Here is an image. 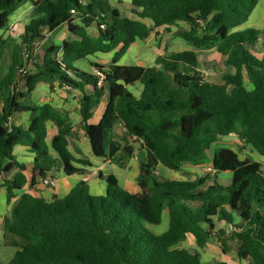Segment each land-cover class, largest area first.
<instances>
[{"label": "trees", "instance_id": "obj_1", "mask_svg": "<svg viewBox=\"0 0 264 264\" xmlns=\"http://www.w3.org/2000/svg\"><path fill=\"white\" fill-rule=\"evenodd\" d=\"M38 1L0 0V30L19 8L30 3L35 5V14L22 36L25 47L32 49L44 30L53 32L63 24L81 41L51 47L44 61L35 63L25 94L11 88L23 65L21 47L11 40L0 42V162L9 161L2 173L14 166L25 170L24 165L13 162L16 145L29 147L35 155L32 184L37 177L43 179L56 171L59 162L67 175L82 173L74 162L89 165L75 160L68 150L72 128L67 117L48 105L21 103L40 82L81 91L84 123L108 88L110 99L100 123L84 126L93 155L125 168L140 143L147 156L140 165L139 194L125 192L109 175L104 196L91 195L85 182L62 200L46 202L23 195L4 222L5 245L16 250L8 264H202L198 253L191 255L177 247L187 235L195 238L200 249L213 237L223 247L226 240L238 239L240 259L264 264V164L241 160L228 148L217 150L210 159L219 136L237 129L264 156V31L238 30L260 0H132L133 6L141 9L138 16L150 19L155 27L188 23L190 29L180 37L197 51L215 50L225 58L226 66L234 69L220 83L205 80L195 51L165 54L159 67L117 65L127 49L137 40H146L151 31L140 21L122 17L106 1ZM71 10L77 12V18ZM75 18L83 26L74 24ZM93 23L99 28L96 40L89 39L84 29ZM120 46L111 64L96 66L105 74L101 88L95 74L73 65L95 52H111ZM9 47L12 60L5 64ZM60 49L64 56L58 60ZM168 76L173 81L171 87ZM137 82L143 85L139 98L128 89ZM88 87L93 88L89 94ZM26 111L35 113L29 129L8 126L14 113ZM47 120L56 121L61 128L52 142L57 159L49 157L44 142ZM117 124L126 131L122 143L112 137ZM210 161L214 179L207 187V176L183 182L160 181L154 174L158 165L180 172L184 165ZM220 174L232 175L229 185L220 183ZM26 183L22 173L6 182L9 202L14 190ZM165 211L168 229L158 233ZM216 219L237 231L230 235L216 231ZM223 251L226 253L225 248Z\"/></svg>", "mask_w": 264, "mask_h": 264}, {"label": "crops", "instance_id": "obj_2", "mask_svg": "<svg viewBox=\"0 0 264 264\" xmlns=\"http://www.w3.org/2000/svg\"><path fill=\"white\" fill-rule=\"evenodd\" d=\"M85 3L88 0H84ZM105 1V0H100ZM109 1V0H108ZM107 2V1H106ZM113 9L118 10L120 15L124 18L140 21L144 23L147 28L151 31L149 37L146 40H137L135 41L127 51L121 56L119 61L116 63L121 66H140L143 68H153V66L146 65L148 62V57L143 56V49L150 47L149 43L152 39L158 35L159 30L164 27H155L154 23L150 19H142L138 16V13L141 12V9L135 8L132 4V0H130V13L127 16L123 15V11L119 6L113 5L112 2L108 3ZM28 11L31 9L29 5H27ZM34 10V9H33ZM33 13L30 16H27L24 12H21L15 15L12 19L10 18V22L15 23L16 28L20 31L24 30L28 25L29 21L33 18ZM126 15V14H125ZM74 24L78 26H83V24L79 21V19L74 20ZM174 26V25H173ZM170 27V26H167ZM86 35L91 39H97L99 37V28L96 23L88 27H84ZM245 29H255L264 31V0H260L255 7V9L250 14L247 22L241 26L238 30L242 31ZM3 30V29H2ZM1 31V30H0ZM5 38V37H4ZM8 38V37H7ZM155 40V39H154ZM6 40H2L3 42ZM9 41V40H8ZM41 43H37L39 47L34 49L36 60L35 63L41 64L44 59L47 57L48 50L53 47H61L64 42H79L81 41V37L76 33H71L66 24L61 25L53 32H45L44 38ZM17 42V41H16ZM156 47L158 48L157 42L154 41ZM191 46V45H190ZM121 46L111 52H95L94 54L88 55L83 59L76 61L73 65L88 74H95L96 66H106L113 62V59L116 53L120 50ZM195 49V48H194ZM192 48L184 49L178 52H171L161 54L160 58L167 54L179 53L183 51H195ZM152 50V49H150ZM10 53V61L12 58V50L7 48L5 50V56ZM198 55V54H197ZM64 56V52L62 49L57 53L56 58L61 60ZM21 58V57H20ZM5 59V58H4ZM199 69H200V60H199ZM201 71V69H200ZM32 73V71H31ZM92 87H88L86 93L89 94L92 92ZM129 91L136 97L139 98L141 96L143 85L140 82H137L128 87ZM25 88L21 89L20 92L25 94ZM83 97V93L79 90L69 89L66 87H60L57 83L48 84L40 82L38 83L34 89L26 94V97L21 100V103L28 107H43L45 105L50 106L55 111L62 113L65 117L68 118L69 123L71 124V133L67 138L68 141V150L73 158L77 161H86L89 165H83L78 162H74L73 166L82 171V173H75L72 175H67L65 173L64 167L58 166L56 171H53L51 174L56 179V185L51 187L49 185H45L41 182V178L37 177L35 179V183L32 184L33 180V167H34V158L35 155L31 152L30 148L23 145H16L13 148V162L16 164L24 165L25 170L21 171L18 167L14 166L7 174L2 173V169L9 163L8 160L0 162V245L5 244V227L4 222L6 216L9 214L12 206L23 196L30 195L37 199H42L46 202H51L54 198L59 200L65 199L68 197L76 187L81 183L85 182L89 193L93 196H104L107 193V183L105 177L112 175L117 181L119 187L125 192L135 195L141 192L139 178H140V165L141 160L138 157V152L141 150L140 148H136L135 157L131 158L125 168H120L116 164L112 163L109 159H99L96 158L91 150L89 139L84 133L85 125H97L100 123L109 99V91L108 88L105 87L104 95L100 101V103L91 111L89 117L83 122V119L80 114V100ZM35 117V113L32 111H26L23 113H14L10 118L9 123L11 126L21 127L25 130L31 127L33 119ZM37 125V123L35 124ZM61 133V128L57 124L56 121L47 120L45 122V135L44 142L48 147L49 157L52 159H57L58 154L52 148L53 139ZM117 135V136H115ZM126 136V131L122 127V125L117 124L114 128L112 137L114 141H118L122 143V137ZM134 141V139H133ZM144 156L146 157V152L143 150ZM137 156V157H136ZM246 159V158H245ZM244 160V159H243ZM261 163L260 161H256ZM262 164V163H261ZM193 166V165H190ZM163 166H157V172L163 174ZM19 173H22L26 179L27 183L20 190H14V198L8 201V188L6 185L7 181L14 180ZM221 179H227V185L230 184L229 175L225 174ZM102 176V177H101ZM164 181V180H163ZM169 181H181V180H169ZM169 225V216L168 212L165 211L162 216V222L159 227L163 226V232L168 229ZM215 230H224L226 235H230L229 224L225 222H218L215 220ZM160 229V228H159ZM162 232V233H163ZM192 239L196 242L195 238L192 235H187L185 240ZM184 242V241H183ZM181 242L180 244H182ZM179 244V245H180ZM221 246V243L216 238H210L205 248L201 249L200 257L202 264H218L221 261V264H249L248 261L239 259L238 261H232L231 263L225 260L228 257V254H225L223 251V255L219 253L217 247ZM178 247V246H177ZM200 250V249H199ZM239 251V250H238Z\"/></svg>", "mask_w": 264, "mask_h": 264}, {"label": "rangeland", "instance_id": "obj_3", "mask_svg": "<svg viewBox=\"0 0 264 264\" xmlns=\"http://www.w3.org/2000/svg\"><path fill=\"white\" fill-rule=\"evenodd\" d=\"M36 1L41 2L38 0ZM105 1H107V3H109L110 1L113 3V5L119 6L121 10L123 11L124 16H127L128 13L131 12L130 11V0H109V1L105 0ZM83 2L85 1L83 0ZM27 5H29L31 9L28 11H25L28 7ZM21 12H24L25 14H27V16L31 17L32 13L35 14V5L27 3L26 5L19 8L10 18L12 19L15 15ZM30 22L31 20L29 21V23ZM189 29H190V26L186 22H180L170 27H167V26L162 27L159 30L158 35L155 36L154 38L155 40L152 39L150 41L149 43L150 47L143 49V56L148 57V62H149V64L146 63V65L147 66L150 65L153 67H159L160 66V56L161 54H163V52L165 53V51L166 53H171V52L182 51L188 48L194 49L192 46L189 45V43H187L185 40H183L180 37L182 33L188 31ZM24 32H25V29L20 31L18 28H16L15 23H13L12 21L10 22L9 20L6 27L0 31V41L11 40L15 45L21 47V52L23 54L24 48H26L22 44V36L24 35ZM45 32H48V31L44 30L43 37L40 40H43ZM40 40H38L36 43L38 44L41 43L42 41ZM92 40H96V39H92ZM154 41L157 42L158 48L156 47V44H154ZM38 44L35 45L34 49L39 47ZM34 49L32 51V54H33V58L36 60ZM197 54L200 60L201 72L204 75V78L208 83H220L225 74L234 73L233 68L226 66L225 58L222 57L215 50H209V51L199 50L197 51ZM9 61H10V53H8L4 59L5 64H9L8 63ZM167 78H168V84L171 87L173 84L172 83L173 81L171 77L168 76ZM135 146L136 148H140V143H137ZM223 148H228V149L233 150L239 155V158L241 160L248 158V159H251L252 161H255V162L260 161L262 164H264V156L260 155L250 144L246 142L245 137L240 129L234 130L229 135L219 136L217 142L211 148L210 159L212 160L214 152H216L219 149H223ZM211 166H212L211 161L209 163L198 165V166L184 165L180 172H175L163 166L165 167L163 168V171H164L163 174L157 172V167L154 171V174L157 176V178L160 181L181 180L183 182H193L196 178H204L207 176L209 177L207 184L205 186L207 187L208 185H211L213 183V179H214V176H212L211 173H209L208 171V168H210ZM223 176H226V175L224 174L219 175L220 183L222 185H226L228 181L227 179H221ZM231 176L232 175L230 174L229 178H231ZM163 231H164L163 226L157 228L158 233H162ZM231 233L232 232H230V234ZM240 246H241V241H239L238 239H235V240L228 239L225 241V247L221 245V246H218L217 249L222 256L223 255L222 250L223 248H225L226 249L225 254H228V257L225 260L231 263L232 261H238L240 259L238 257V250L240 249ZM178 248L187 252L188 254L192 255V254L198 253L199 257L201 256L199 252L201 251V249L198 248L196 242H194L192 239L188 241L185 240L182 244L178 245ZM15 251L16 250L10 245H5V244L0 245V264H8L13 258ZM200 260H201V257H200ZM218 264H221V261H219Z\"/></svg>", "mask_w": 264, "mask_h": 264}, {"label": "built area", "instance_id": "obj_4", "mask_svg": "<svg viewBox=\"0 0 264 264\" xmlns=\"http://www.w3.org/2000/svg\"><path fill=\"white\" fill-rule=\"evenodd\" d=\"M71 14L76 17L77 16V12L75 10H71ZM77 18V17H76ZM101 28H104V25H101ZM38 40H35L33 43V48L32 49H28L27 47L24 48L23 51V65L22 67L18 70L13 84H12V89H14L16 92H20L21 89L25 88L26 86V82L28 77L31 75V71L34 68L35 65V59L33 58V54L32 51L35 47V45L37 44ZM95 75L99 78L98 81V87L101 88L105 85L104 80H105V74L100 71V70H95ZM8 126H10V124H8ZM209 173H213V167L211 166L210 168H208ZM41 182L45 185H49L51 187H54L56 185V179L55 177L49 173L47 174V176L43 179H41ZM229 231L230 232H235L237 231L233 226H229Z\"/></svg>", "mask_w": 264, "mask_h": 264}, {"label": "water", "instance_id": "obj_5", "mask_svg": "<svg viewBox=\"0 0 264 264\" xmlns=\"http://www.w3.org/2000/svg\"><path fill=\"white\" fill-rule=\"evenodd\" d=\"M127 138L130 142H133L134 138L132 136L128 135ZM138 158H140L141 161H146V157L144 156L143 150H139ZM58 166H61V162L58 163Z\"/></svg>", "mask_w": 264, "mask_h": 264}]
</instances>
